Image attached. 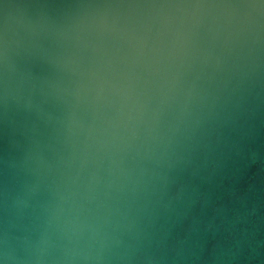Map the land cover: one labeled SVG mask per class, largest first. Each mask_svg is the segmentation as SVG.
<instances>
[{
  "label": "water",
  "instance_id": "1",
  "mask_svg": "<svg viewBox=\"0 0 264 264\" xmlns=\"http://www.w3.org/2000/svg\"><path fill=\"white\" fill-rule=\"evenodd\" d=\"M0 264H264V0H0Z\"/></svg>",
  "mask_w": 264,
  "mask_h": 264
}]
</instances>
